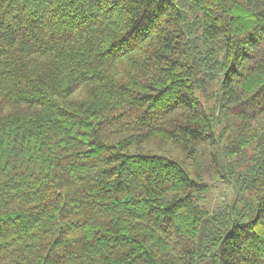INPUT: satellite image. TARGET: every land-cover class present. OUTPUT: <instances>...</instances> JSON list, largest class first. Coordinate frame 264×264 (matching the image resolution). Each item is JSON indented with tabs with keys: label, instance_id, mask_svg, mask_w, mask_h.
<instances>
[{
	"label": "trees",
	"instance_id": "obj_1",
	"mask_svg": "<svg viewBox=\"0 0 264 264\" xmlns=\"http://www.w3.org/2000/svg\"><path fill=\"white\" fill-rule=\"evenodd\" d=\"M0 264H264V0H0Z\"/></svg>",
	"mask_w": 264,
	"mask_h": 264
},
{
	"label": "rangeland",
	"instance_id": "obj_2",
	"mask_svg": "<svg viewBox=\"0 0 264 264\" xmlns=\"http://www.w3.org/2000/svg\"><path fill=\"white\" fill-rule=\"evenodd\" d=\"M234 197V191L231 186L221 182H215L211 191L207 194V204L213 206L225 200H231Z\"/></svg>",
	"mask_w": 264,
	"mask_h": 264
},
{
	"label": "water",
	"instance_id": "obj_3",
	"mask_svg": "<svg viewBox=\"0 0 264 264\" xmlns=\"http://www.w3.org/2000/svg\"><path fill=\"white\" fill-rule=\"evenodd\" d=\"M237 199H238V196L236 197V199H235V201H234V203H233V205H232V206H234V205H235V203H236Z\"/></svg>",
	"mask_w": 264,
	"mask_h": 264
}]
</instances>
